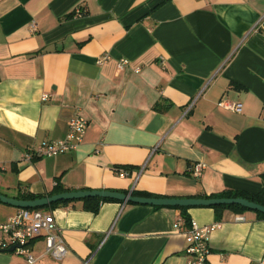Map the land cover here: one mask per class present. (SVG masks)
I'll list each match as a JSON object with an SVG mask.
<instances>
[{"label": "crops", "instance_id": "obj_1", "mask_svg": "<svg viewBox=\"0 0 264 264\" xmlns=\"http://www.w3.org/2000/svg\"><path fill=\"white\" fill-rule=\"evenodd\" d=\"M77 112L88 125L75 149L26 158L62 139ZM263 173L264 0H0L1 194H47L59 180L75 191L199 198L257 193ZM18 209L0 203V223ZM45 212L67 253L52 259L40 236L33 264L186 262L177 209L105 202L93 214L75 201ZM187 214L217 225L207 264H258L264 218L225 209L217 220L205 206ZM0 264L24 258L0 249Z\"/></svg>", "mask_w": 264, "mask_h": 264}, {"label": "built area", "instance_id": "obj_2", "mask_svg": "<svg viewBox=\"0 0 264 264\" xmlns=\"http://www.w3.org/2000/svg\"><path fill=\"white\" fill-rule=\"evenodd\" d=\"M81 14L80 8H75L74 15L79 16ZM108 59L109 56L104 54L96 59V63L102 64ZM118 64L125 65L127 60L120 59ZM45 98L46 96L43 95L42 99ZM219 105L231 111H240L239 103L220 101ZM87 125V120L79 112L75 113L69 120L67 133L62 139L39 143L32 149L31 153L27 154L26 158L55 156L75 149L82 142ZM203 169L204 164L198 162L191 167L190 172L193 177H200ZM119 173L124 174L123 171ZM237 219L241 220L242 217L237 216ZM215 226L217 225L199 226L193 219H189L186 226L182 217L177 219L175 227L184 228L185 264H207L209 235ZM0 233L3 235L0 240V249L7 250L10 246L16 245L13 251L24 258V264L35 262L29 242L40 236L43 237L45 243V253L52 259L61 260L67 253L66 245L60 235L59 228L55 224L53 215L39 209L19 208L13 216L0 223ZM81 264H89V259L84 260ZM258 264H264V253Z\"/></svg>", "mask_w": 264, "mask_h": 264}, {"label": "water", "instance_id": "obj_3", "mask_svg": "<svg viewBox=\"0 0 264 264\" xmlns=\"http://www.w3.org/2000/svg\"><path fill=\"white\" fill-rule=\"evenodd\" d=\"M90 198H103L120 201L121 203H134L150 206H179V207H195V206H216V205H239L250 211H257L264 214V206L248 199L236 198H171V197H145L133 195L131 191L122 193L105 189L96 190H76L54 194L51 196L41 197L34 200H23L5 196L0 193V202L16 208H41L51 203L67 200H83ZM16 245L10 246L7 250L13 251Z\"/></svg>", "mask_w": 264, "mask_h": 264}, {"label": "trees", "instance_id": "obj_4", "mask_svg": "<svg viewBox=\"0 0 264 264\" xmlns=\"http://www.w3.org/2000/svg\"><path fill=\"white\" fill-rule=\"evenodd\" d=\"M156 108V107H155ZM261 180H262V188L260 189L259 192L257 193H247L244 191H223L220 193H216V194H210V195H199V198H236V197H241V198H245L248 199L249 201H253L255 203H258L260 205L264 206V173L261 175ZM82 190H87V189H82ZM110 190H114V191H119L122 193H127V190H115V189H110ZM68 191H75L69 188L64 187L61 182L59 180L56 181L55 185L53 186V188L51 189V191L47 194H31V193H22V194H18L16 195V199H23V200H34L37 198H41V197H46V196H51L54 194H58V193H63V192H68ZM133 195H137V196H145V197H160L159 195H155V194H151V193H147V192H140V191H132L131 192ZM78 200H67V201H58L55 203H51L46 207V209H52L58 206H67L68 204L75 202ZM82 203V209L88 212H91L93 214H96L99 211V208L101 206L102 203L105 202H120L117 200H112V199H103V198H90V199H83V200H79ZM1 203V202H0ZM128 204H134V203H128ZM153 208H162V206H152ZM168 208H173V209H177L181 215V217L184 219L185 221V225L187 226L189 223V216L187 214V210L190 207H179V206H167ZM209 208H212L215 212V218L217 220H219L221 218V214L225 209H229L232 210L234 212L237 213H243L245 211H250L242 206L239 205H216V206H207ZM34 209H39V208H34ZM255 213V215L258 218H264V214L257 212V211H253ZM34 240V239H33ZM31 240V241H33ZM30 241V242H31ZM29 242V243H30Z\"/></svg>", "mask_w": 264, "mask_h": 264}, {"label": "rangeland", "instance_id": "obj_5", "mask_svg": "<svg viewBox=\"0 0 264 264\" xmlns=\"http://www.w3.org/2000/svg\"><path fill=\"white\" fill-rule=\"evenodd\" d=\"M39 210L45 212L46 211V207H41V208H39Z\"/></svg>", "mask_w": 264, "mask_h": 264}]
</instances>
